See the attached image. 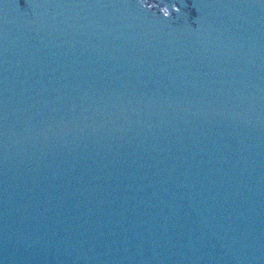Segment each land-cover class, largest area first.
Listing matches in <instances>:
<instances>
[{
	"label": "water",
	"instance_id": "obj_1",
	"mask_svg": "<svg viewBox=\"0 0 264 264\" xmlns=\"http://www.w3.org/2000/svg\"><path fill=\"white\" fill-rule=\"evenodd\" d=\"M0 264H264V0H0Z\"/></svg>",
	"mask_w": 264,
	"mask_h": 264
}]
</instances>
